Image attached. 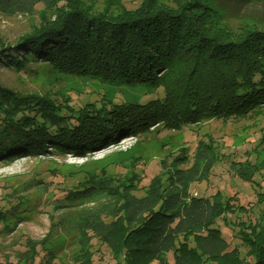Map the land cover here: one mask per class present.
Returning a JSON list of instances; mask_svg holds the SVG:
<instances>
[{"label":"trees","instance_id":"16d2710c","mask_svg":"<svg viewBox=\"0 0 264 264\" xmlns=\"http://www.w3.org/2000/svg\"><path fill=\"white\" fill-rule=\"evenodd\" d=\"M32 1L45 2L43 11L53 7L54 15L43 16L14 48L2 43L4 68L28 74L32 64H40L60 76L145 85L155 94L145 102L67 104L0 84V162L5 165L19 158L12 156L17 152L37 158L73 148L75 156L86 158L88 149L138 135L155 123L179 129L242 120L252 113L264 118V29H230L196 0H172L174 5L137 0L134 8L126 7L128 0ZM211 142H199L182 156L184 162L181 157L159 161L160 169L147 186L130 183L139 176L133 171L136 157L81 178V184H88L63 196L107 191L105 195L117 197L119 207L116 217L98 214L96 224L78 228L85 255L79 264H94V238L110 250L115 264H244L247 255L254 260L245 264H264V207L254 224L240 230L244 243L222 255L229 243L216 224L232 214L235 199L221 191L189 195L186 170L198 175L191 180L208 181L225 161ZM263 152L264 141H259L246 152V161L232 158L228 168L241 181L252 182L242 165L256 168ZM97 176L101 181L90 190ZM260 182L264 185V174ZM18 205L0 211V235L9 234L22 217ZM112 223L121 228L117 242L99 229ZM37 248L33 243L28 247L20 257L23 264L51 263L53 254L46 252L48 260H42Z\"/></svg>","mask_w":264,"mask_h":264},{"label":"rangeland","instance_id":"374dc122","mask_svg":"<svg viewBox=\"0 0 264 264\" xmlns=\"http://www.w3.org/2000/svg\"><path fill=\"white\" fill-rule=\"evenodd\" d=\"M196 1L214 11L219 17V23L230 29H264V0ZM167 2L174 5L172 0ZM138 4L137 0L125 2L128 8L137 7ZM45 7V2L32 0L0 3V49L2 43L14 48L15 42L22 35L41 24L43 16L52 17L54 8L43 11ZM29 70L28 74H19L0 64V84L22 94L56 97L67 104L103 99L116 103L145 102L153 99L155 94L152 87L145 85H127L121 82L111 84L90 78L60 76L40 64H32ZM163 125L155 123L138 135L88 149L86 158L75 156L72 148L67 152H53L37 158L26 157L17 152L12 156L19 158L12 163L5 165L0 162V211L19 204V215H22L9 234L0 235V264H23L20 257L32 243L38 247L42 260H48L46 252L50 251L53 254L50 259L52 264H79L85 255L81 252L78 228L96 224L98 214L105 213L108 218L116 217L119 203L117 197L105 195L107 191H102L104 194L98 192L97 195H89V190L67 197L63 195L72 190L83 189L81 187L88 182L81 184V178H89L110 164L116 165L121 160L133 157L138 158L133 163V171L139 176L130 183L147 186L160 169L159 161L168 163L170 158L175 160L181 157L180 162H184L182 156H186L191 148L211 139L212 147L217 148L225 161L215 167L208 181L191 180H197L198 175H195V171H187L190 165L186 166V181L190 185L191 197H207L221 191L225 198L235 199L232 201V214L216 224L229 243V248L221 254L233 251L237 244L243 242L240 234L242 227L254 224L264 207V185L260 182L264 174V152L260 155V163L256 168L249 169L245 163L242 165L244 170L246 167L245 172L250 178H253L252 182H243L235 177L227 162L232 158L235 161H246V152L259 141H264V118L258 119L252 113L242 120L225 123L212 120L201 127L191 125L177 129ZM101 178L97 176L94 179V188L90 190L97 189L94 184L101 181ZM141 194L139 192L137 195ZM104 206L106 210L102 212ZM132 211L135 215L139 213L135 209ZM99 229L107 232L117 242L120 235L118 230L121 229L117 223H112L108 228L100 224ZM92 248L94 264L117 262L99 239H93ZM244 259L245 263L254 260L248 255ZM169 261L172 263V256H169Z\"/></svg>","mask_w":264,"mask_h":264}]
</instances>
